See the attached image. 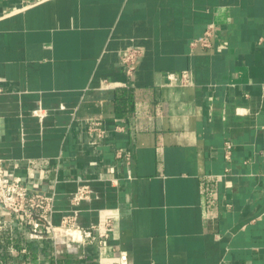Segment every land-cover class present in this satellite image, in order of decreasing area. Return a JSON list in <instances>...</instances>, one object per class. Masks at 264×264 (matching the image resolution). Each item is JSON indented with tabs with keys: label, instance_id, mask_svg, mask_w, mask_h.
Instances as JSON below:
<instances>
[{
	"label": "crops",
	"instance_id": "crops-1",
	"mask_svg": "<svg viewBox=\"0 0 264 264\" xmlns=\"http://www.w3.org/2000/svg\"><path fill=\"white\" fill-rule=\"evenodd\" d=\"M210 25L211 47H193ZM182 71L192 84L169 85ZM263 86L264 0H0L6 172L54 195V226L82 182L77 226L113 221L105 248L10 254L3 235L0 264H264Z\"/></svg>",
	"mask_w": 264,
	"mask_h": 264
},
{
	"label": "built area",
	"instance_id": "built-area-1",
	"mask_svg": "<svg viewBox=\"0 0 264 264\" xmlns=\"http://www.w3.org/2000/svg\"><path fill=\"white\" fill-rule=\"evenodd\" d=\"M214 27L210 25L202 38L192 43L193 47L209 49L211 47ZM137 51L131 50L125 53L120 64L124 67L127 76H132L135 70V60ZM165 78L169 85L189 86L192 84V77L189 71L180 73H167ZM3 88L0 87V93ZM264 92V86H263ZM33 115L42 118L43 110L38 106L33 110ZM87 124L90 131L96 133L98 138L104 137V129L102 120H89ZM117 131H123L122 126L115 128ZM232 146L229 142L225 143V159H229ZM116 156L124 161L127 167V179L131 178V166L133 163L132 154L129 150L119 149ZM18 168L19 164H14ZM28 166V170H32ZM264 176V167H263ZM30 178V177H29ZM92 196V190L85 182L80 183L70 198V213L64 215L59 226L52 223V215L54 213V195L52 193L43 192L36 183L23 181L19 176H10L5 170V166L0 160V239L3 235L7 236L11 241L10 251L15 252L18 240L41 241L50 239L55 245H64L70 248L72 245H96L99 248H105L113 227L111 218H107L103 224L92 225L87 229L79 228L76 224L78 215V207L81 202L89 200ZM15 241L17 243L15 244ZM19 252L25 254L26 248H19ZM115 264H127V255L120 252L118 261Z\"/></svg>",
	"mask_w": 264,
	"mask_h": 264
}]
</instances>
